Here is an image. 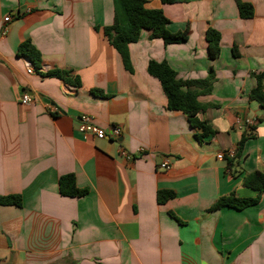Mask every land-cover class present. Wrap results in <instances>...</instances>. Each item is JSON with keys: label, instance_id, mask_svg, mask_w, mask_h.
Here are the masks:
<instances>
[{"label": "crops", "instance_id": "0c3cea01", "mask_svg": "<svg viewBox=\"0 0 264 264\" xmlns=\"http://www.w3.org/2000/svg\"><path fill=\"white\" fill-rule=\"evenodd\" d=\"M145 1L188 40L166 45L142 31L129 47L131 72L103 33L113 0H0V29L12 15L0 35V196L22 198L19 207L0 205V264H264V194L241 211L211 210L231 194L255 198L244 176L264 173V106L250 99L258 76L264 85V0ZM238 1L252 6V17H241ZM209 29L220 34L216 59ZM28 41L41 54L39 69L19 54ZM152 60L184 81L213 71L199 117L214 136L199 142L187 116L167 109L148 73ZM53 70L80 85L49 76ZM83 115L118 126L121 138L79 133ZM246 119L254 126L238 125ZM230 150L231 170L229 157L217 158ZM164 158L169 171L160 169ZM69 174L86 195L60 194ZM159 191L175 196L159 204Z\"/></svg>", "mask_w": 264, "mask_h": 264}, {"label": "trees", "instance_id": "16d2710c", "mask_svg": "<svg viewBox=\"0 0 264 264\" xmlns=\"http://www.w3.org/2000/svg\"><path fill=\"white\" fill-rule=\"evenodd\" d=\"M163 4H172L176 0H161ZM114 21L113 24L104 27L103 33L108 42L117 50L121 56L124 67L132 72V63L129 47L137 43L142 31L151 32L150 39H162L166 45L182 44L188 40V32L172 33L168 29L170 21L160 9H148L145 0H113ZM238 10L242 18L253 16L252 6L248 3L238 1ZM209 43V58L216 59L220 54V34L214 29H209L206 35ZM19 54L28 59L37 69L41 67L42 57L40 52L28 41L19 48ZM234 55L237 51L234 50ZM148 73L160 82L170 111H180L187 116L190 125L198 133L196 138L203 142L204 138L214 136L216 131L207 121L200 119L199 115L204 110V106L199 102L201 94L210 93L214 83L213 71H210L209 77L201 81H184L177 77L176 72L167 62L150 61L148 64ZM49 76L57 77L68 84L80 85L77 78L72 80L67 71L53 70L48 72ZM263 76L257 77V86L252 90L250 99L261 103L264 106V85ZM246 137H243L239 144V151L242 150ZM228 168L231 170L234 162L233 158H227ZM243 185L257 192L255 198H238L235 194L220 198L211 208L219 210L224 207L244 210L248 207L257 205L260 197L264 194V173L254 172L244 176ZM59 192L64 197H82L88 193L87 189H81L76 184L73 174L62 176L59 179ZM171 191H159L157 201L159 204H165L174 198ZM0 205L2 206H21L22 198L18 195L0 196Z\"/></svg>", "mask_w": 264, "mask_h": 264}, {"label": "built area", "instance_id": "2783aa9c", "mask_svg": "<svg viewBox=\"0 0 264 264\" xmlns=\"http://www.w3.org/2000/svg\"><path fill=\"white\" fill-rule=\"evenodd\" d=\"M12 15H7L4 18L5 25L0 29V35L4 36L7 34L8 31V23L11 22ZM28 73L33 72V68L30 66L27 70ZM31 102V97L27 94H24L21 99V103L23 105H27ZM255 124V120L246 119L245 121H238V125L240 126H248L252 127ZM78 132L83 135H92L96 139L103 140L106 138H110L113 140H119L122 136V131L118 126H112L108 129L102 128L92 122V118L88 115H83L80 119V124L78 125ZM139 154L142 155L144 153L143 149H140ZM121 155L125 157L128 160L134 159V157L130 154H128L126 151L121 150ZM226 157L233 158L234 152L232 150L228 151L227 153H220V155L217 156L219 160H223ZM160 169L163 171H169L171 169V164L168 158H164V160L160 164Z\"/></svg>", "mask_w": 264, "mask_h": 264}]
</instances>
